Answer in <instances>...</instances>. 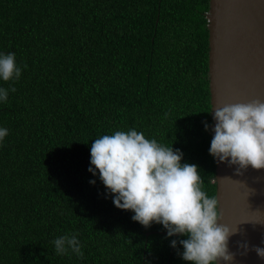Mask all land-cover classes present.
Returning <instances> with one entry per match:
<instances>
[{"label": "trees", "instance_id": "obj_1", "mask_svg": "<svg viewBox=\"0 0 264 264\" xmlns=\"http://www.w3.org/2000/svg\"><path fill=\"white\" fill-rule=\"evenodd\" d=\"M208 10L209 0H0V54L22 69L0 79L16 89L0 102V264H192L170 246L186 236L133 221L88 168L96 138L135 128L180 149L217 197ZM71 234L83 259L55 251Z\"/></svg>", "mask_w": 264, "mask_h": 264}, {"label": "clouds", "instance_id": "obj_2", "mask_svg": "<svg viewBox=\"0 0 264 264\" xmlns=\"http://www.w3.org/2000/svg\"><path fill=\"white\" fill-rule=\"evenodd\" d=\"M25 67H27L25 65ZM22 69L16 63V54H0V79L19 80ZM15 87H0V102H6L9 91ZM213 110V109H212ZM214 136L209 153L218 162L237 165L235 172L251 166L264 169V101L224 105L214 110ZM205 130L209 129L204 122ZM8 129L0 128V141ZM88 171L99 178L113 204L122 210H132L133 221L144 227L162 224L167 236H186L173 239L170 246H183L182 259L192 264H230L237 253L229 250V238L235 235L230 226L218 223L222 218L218 198H209L201 190L202 178L196 164L181 163L180 149L168 148L155 139L145 138L142 132L131 128L112 135L96 138L90 149ZM95 184V180H90ZM58 255L69 252L83 259L81 242L76 234L62 235L53 241ZM240 255L252 250L264 259V247L247 241H237Z\"/></svg>", "mask_w": 264, "mask_h": 264}, {"label": "water", "instance_id": "obj_3", "mask_svg": "<svg viewBox=\"0 0 264 264\" xmlns=\"http://www.w3.org/2000/svg\"><path fill=\"white\" fill-rule=\"evenodd\" d=\"M206 16L212 118L224 105L264 101V0H209ZM215 161L218 223L237 231L229 238V250L237 253L230 264H264L255 251L240 255L237 244L264 247V169L249 166L238 175L237 165Z\"/></svg>", "mask_w": 264, "mask_h": 264}]
</instances>
